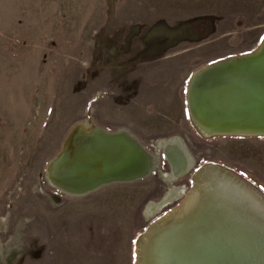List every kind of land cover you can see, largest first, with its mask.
I'll return each mask as SVG.
<instances>
[{
	"label": "rangeland",
	"instance_id": "374dc122",
	"mask_svg": "<svg viewBox=\"0 0 264 264\" xmlns=\"http://www.w3.org/2000/svg\"><path fill=\"white\" fill-rule=\"evenodd\" d=\"M263 38L264 0H0V264H137L140 238L203 166L264 198V136L204 137L187 100L194 72ZM79 123L125 130L151 154L179 138L195 169L167 181L161 155L143 179L65 196L45 168ZM170 187L178 197L146 217Z\"/></svg>",
	"mask_w": 264,
	"mask_h": 264
},
{
	"label": "bare ground",
	"instance_id": "6f19581e",
	"mask_svg": "<svg viewBox=\"0 0 264 264\" xmlns=\"http://www.w3.org/2000/svg\"><path fill=\"white\" fill-rule=\"evenodd\" d=\"M187 100L193 123L205 137L264 136V38L242 58L194 72ZM211 122L217 129L209 133L202 125ZM74 127L71 142L69 136L45 168L47 183L65 196L84 197L102 186L139 180L157 158L125 130L109 133L88 123ZM156 146L164 147L171 163L167 181L193 166L179 138ZM179 194L168 188L159 202L146 205L145 216L152 217ZM262 233L264 198L228 170L207 165L195 171L194 186L181 204L140 238L137 264H264Z\"/></svg>",
	"mask_w": 264,
	"mask_h": 264
},
{
	"label": "water",
	"instance_id": "95a60500",
	"mask_svg": "<svg viewBox=\"0 0 264 264\" xmlns=\"http://www.w3.org/2000/svg\"><path fill=\"white\" fill-rule=\"evenodd\" d=\"M188 109H189V104H188ZM190 110V109H189ZM190 113V111H189ZM191 116V115H190ZM193 121V120H192ZM212 123V122H211ZM194 124V123H193ZM195 126V124H194ZM204 127V130H206L207 132H213V130H216L217 128L215 127V125L210 124V123H203L202 125ZM214 126V127H212ZM195 128L197 129V131L199 132L200 130H198V128L195 126ZM201 134V133H200ZM202 135V134H201ZM216 135H227V134H224V133H219V134H216V133H213V135H210V137L212 136H216ZM204 136V135H203ZM205 137V136H204ZM153 152H154V156L157 157L155 158V161L152 165V167L148 168V170L144 173V175L140 178V179H143L145 177H147L148 175H150L155 169H157L159 167V158L160 156L162 155L164 160L167 162V165L169 166V173H172V167H171V163L168 162V160L166 159V155H165V150H164V147L163 146H156L154 147L153 146ZM150 153V152H149ZM193 169H195V164H193V166L190 168V169H187L186 172H184V175L188 174L190 171H192ZM180 178L179 175L175 176L173 179L176 181ZM126 182V181H125ZM128 182V181H127ZM192 183H193V186H194V176H193V179H192ZM192 186V187H193ZM169 203H164V205L162 207H160L159 209V212H161L166 206H168ZM264 234V233H262ZM241 251V250H240Z\"/></svg>",
	"mask_w": 264,
	"mask_h": 264
},
{
	"label": "crops",
	"instance_id": "0c3cea01",
	"mask_svg": "<svg viewBox=\"0 0 264 264\" xmlns=\"http://www.w3.org/2000/svg\"><path fill=\"white\" fill-rule=\"evenodd\" d=\"M58 259L56 258L57 264H61L60 257L57 255Z\"/></svg>",
	"mask_w": 264,
	"mask_h": 264
}]
</instances>
